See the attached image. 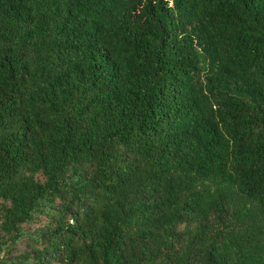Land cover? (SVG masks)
<instances>
[{
    "label": "trees",
    "instance_id": "16d2710c",
    "mask_svg": "<svg viewBox=\"0 0 264 264\" xmlns=\"http://www.w3.org/2000/svg\"><path fill=\"white\" fill-rule=\"evenodd\" d=\"M0 264H264V0H0Z\"/></svg>",
    "mask_w": 264,
    "mask_h": 264
},
{
    "label": "rangeland",
    "instance_id": "374dc122",
    "mask_svg": "<svg viewBox=\"0 0 264 264\" xmlns=\"http://www.w3.org/2000/svg\"><path fill=\"white\" fill-rule=\"evenodd\" d=\"M23 228L24 229H32V228H34V225L33 226L32 225L24 226ZM26 246H27V243L24 241V239H21V241L18 242V244L16 245L15 248H17V250L21 251L23 249V247H26Z\"/></svg>",
    "mask_w": 264,
    "mask_h": 264
}]
</instances>
